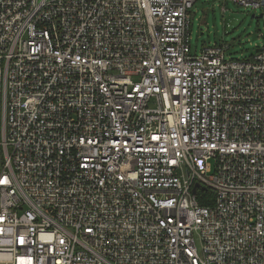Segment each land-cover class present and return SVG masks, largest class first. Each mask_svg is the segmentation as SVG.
<instances>
[{"label":"built area","instance_id":"2783aa9c","mask_svg":"<svg viewBox=\"0 0 264 264\" xmlns=\"http://www.w3.org/2000/svg\"><path fill=\"white\" fill-rule=\"evenodd\" d=\"M197 1L0 0V264H264V46Z\"/></svg>","mask_w":264,"mask_h":264},{"label":"rangeland","instance_id":"374dc122","mask_svg":"<svg viewBox=\"0 0 264 264\" xmlns=\"http://www.w3.org/2000/svg\"><path fill=\"white\" fill-rule=\"evenodd\" d=\"M260 9L233 0H198L192 9V47L199 52L216 42L229 45L227 58H250L264 46V16Z\"/></svg>","mask_w":264,"mask_h":264},{"label":"trees","instance_id":"16d2710c","mask_svg":"<svg viewBox=\"0 0 264 264\" xmlns=\"http://www.w3.org/2000/svg\"><path fill=\"white\" fill-rule=\"evenodd\" d=\"M216 44H224V42H216ZM206 193H209L210 197H213L212 192H201V195H205ZM204 204H207L208 202L203 201Z\"/></svg>","mask_w":264,"mask_h":264},{"label":"water","instance_id":"95a60500","mask_svg":"<svg viewBox=\"0 0 264 264\" xmlns=\"http://www.w3.org/2000/svg\"><path fill=\"white\" fill-rule=\"evenodd\" d=\"M263 16H264L263 14H260L259 16H256L255 14L253 15V17H258V18L263 17ZM197 187H199V183H197V184L195 185L194 192H196Z\"/></svg>","mask_w":264,"mask_h":264}]
</instances>
